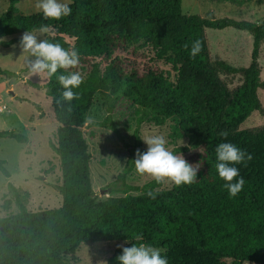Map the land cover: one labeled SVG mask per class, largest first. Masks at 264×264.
I'll return each mask as SVG.
<instances>
[{
	"label": "trees",
	"instance_id": "obj_1",
	"mask_svg": "<svg viewBox=\"0 0 264 264\" xmlns=\"http://www.w3.org/2000/svg\"><path fill=\"white\" fill-rule=\"evenodd\" d=\"M16 4L17 0H9L7 12L0 15V36L48 25L50 35L45 39L79 52L77 66L58 72H87H80L83 81L74 89L79 95L68 104L56 102L62 86L55 74L48 77L44 88L60 124L58 143L50 145L61 158L63 203L31 212L13 189L19 211L0 217V264H80L83 246L101 242L123 245L107 264H116L121 247L140 242L163 249L168 264H264V129H240L261 110L258 91L264 83L259 56L264 21L184 14L182 0H71V14L60 20L44 18L42 13L17 15ZM229 28L248 32L254 39L252 62L241 70L244 82L234 90L222 83L218 69L240 71L222 62L213 65L206 38V30ZM195 39L200 40L201 51L190 57L184 44L190 47ZM19 40L0 42V46ZM141 42L160 49V58L172 59L174 81L158 69L140 71L135 61L116 56ZM96 58L101 63H93ZM0 74L14 73L0 68ZM97 96L108 116L94 124L116 132L112 115L122 99L138 106V124L149 121L163 126L172 120L176 130L202 152L197 179L165 190H156L159 183L153 181L142 188V194L98 201L84 133ZM0 136L20 143L28 140L15 131H2ZM222 141L235 143L252 157L245 166L237 165L245 184L235 197L221 187L223 181L215 169V147ZM137 149L144 151L139 139L136 147L128 146L123 180L134 170L131 160ZM187 151L188 147H181L174 153ZM2 164L0 160V168L8 175ZM148 190L156 192L155 199L145 195Z\"/></svg>",
	"mask_w": 264,
	"mask_h": 264
},
{
	"label": "rangeland",
	"instance_id": "obj_2",
	"mask_svg": "<svg viewBox=\"0 0 264 264\" xmlns=\"http://www.w3.org/2000/svg\"><path fill=\"white\" fill-rule=\"evenodd\" d=\"M9 0H0V15L7 12ZM17 15L30 16L41 13L36 8V0H17ZM182 12L201 17L232 18L260 24L264 21V0H182ZM42 38L50 35L36 33ZM67 42L74 39L62 34ZM21 37V34L4 37L3 42ZM210 61L217 66L225 63L239 70L234 73L218 69L222 83L234 90L244 82L242 69L252 62L254 39L251 34L233 28L225 30H206ZM160 49L148 42H141L127 52H117L121 59L135 61L140 71L158 69L171 80L176 72L172 59L159 56ZM27 53H21L19 43L9 47L0 46V68L14 73L12 76L0 74V132L15 131L27 136L25 143L9 137L0 136V160L8 175L0 168V217L18 213L13 189L24 205L31 212L58 208L63 203L59 187L63 183L60 155L50 143H58V123L51 97L44 88L48 76L35 75L28 71ZM93 63H101L96 58ZM259 64L261 80L264 83V42L262 44ZM102 68L105 63H102ZM86 74V70H80ZM37 84L40 87H35ZM261 110L255 111L240 127L241 130L259 131L264 129V86L258 91ZM138 106L127 99H122L115 109L112 119L117 132L96 125L108 116L101 99L97 96L94 105L87 114V126L84 128L91 155L90 169L93 190L98 201L109 197H122L126 194L139 195L142 188L154 180L146 175H139L134 170L121 178L129 158L128 146L136 147L139 139L141 148L146 150L142 141L148 135L162 134L170 151L188 147L189 151L179 152L192 165H203L201 150L191 146L190 139L179 133L172 120L163 126L145 121L138 124ZM120 135V136H119ZM177 153V154H179ZM155 182V181H154ZM174 184L161 182L156 190L171 189ZM131 186L137 190H128ZM122 244L116 242L87 243L79 253L80 264H100L113 254Z\"/></svg>",
	"mask_w": 264,
	"mask_h": 264
},
{
	"label": "clouds",
	"instance_id": "obj_3",
	"mask_svg": "<svg viewBox=\"0 0 264 264\" xmlns=\"http://www.w3.org/2000/svg\"><path fill=\"white\" fill-rule=\"evenodd\" d=\"M71 0H36V8L44 18L60 20L71 14ZM48 25H41L38 29L25 30L20 37L19 47L21 53H27L28 71L48 77L56 75L58 83L62 86L61 95L57 103H70L79 92L74 91L83 81L79 71L58 72V69H70L80 63L79 52L75 48H65L59 42H52L42 38L36 33L48 32ZM5 38L0 36V42ZM190 57H195L201 51L199 39L184 44ZM226 135V133H221ZM146 150H136L131 160L135 171L139 175L151 177L155 182H168L175 186L189 185L197 179L200 163L192 165L187 162L181 153L175 154L166 146L164 135H148L142 139ZM251 154L238 147L231 141L219 142L215 147V169L218 178L223 181L221 187L227 190L229 197H235L245 184L243 176L239 173L237 165L245 166L251 160ZM149 198L155 199L156 192H145ZM136 240H141L139 236ZM163 249L144 242L131 243L130 246L121 247L120 253L115 257L116 264H168V258L162 255ZM100 264H107L101 261Z\"/></svg>",
	"mask_w": 264,
	"mask_h": 264
}]
</instances>
